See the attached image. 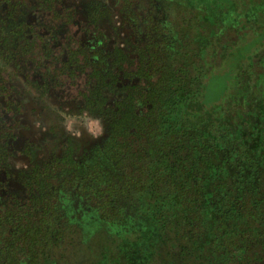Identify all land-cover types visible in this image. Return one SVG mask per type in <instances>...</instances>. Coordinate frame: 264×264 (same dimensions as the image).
Masks as SVG:
<instances>
[{
    "label": "trees",
    "instance_id": "obj_1",
    "mask_svg": "<svg viewBox=\"0 0 264 264\" xmlns=\"http://www.w3.org/2000/svg\"><path fill=\"white\" fill-rule=\"evenodd\" d=\"M121 1L145 26L134 72L144 83L110 106L103 91L117 72H99L83 46L56 54L29 22L33 6L54 15L61 0H0V264H59L82 230L79 197L117 250L99 252V264H139L148 243L166 264H264V74L246 79L252 97L243 100L222 72L233 49L241 66L264 28L248 43L227 36L239 24L214 12L223 0ZM81 77L77 103L53 107L63 122L101 118L106 139L75 151L68 137L37 158L34 134L19 143L32 129L26 102L50 108L46 94ZM216 86L221 95L208 101ZM11 180L22 188L10 190Z\"/></svg>",
    "mask_w": 264,
    "mask_h": 264
},
{
    "label": "rangeland",
    "instance_id": "obj_2",
    "mask_svg": "<svg viewBox=\"0 0 264 264\" xmlns=\"http://www.w3.org/2000/svg\"><path fill=\"white\" fill-rule=\"evenodd\" d=\"M223 1L226 2L222 8H217L214 12L217 10L216 12L225 22L239 24L235 30L227 27V36L236 37L239 34L243 38L242 42H250L254 34L264 28V0ZM56 13L53 15L49 11L33 6L29 13L31 16L29 22L40 27L42 32L50 36L52 48L56 54L64 57L69 52V48L79 43L80 46L89 47L99 72L108 70H111L113 74L117 72L114 74L115 79L112 78L111 85L103 91L110 106L123 100L126 93L132 94L139 90L140 80L134 72L139 64V48L145 40L143 35L146 30L143 23H135L133 19L131 20L123 8L121 0H61ZM231 29L234 31L230 33ZM76 38H79V41ZM249 47L250 45L248 53L246 52L248 49L244 50L245 46L240 50L243 56L246 53L248 55L247 58L242 59L241 66H236L235 61L232 64L235 58L233 55L238 52L233 49L230 63L222 67V72L225 70L226 86L228 83L234 88V99L242 97L244 100L252 97L246 79L251 76V73L255 76L264 74V40L258 46L251 45ZM224 51H229V49ZM117 56L123 57L121 62L116 59ZM250 61H252V65L248 64ZM222 62L219 60L216 65L221 66ZM208 65L210 66V63ZM107 81L110 82V79L108 78ZM236 85L238 87L235 89ZM85 86L86 78L84 77L76 79L75 83L68 79L58 92L53 90L47 93V103L52 105L53 111L60 105L68 108L71 104L77 103L76 88ZM221 92L219 86L209 89L208 97H210L207 100H215L221 95ZM40 103V101L32 99L26 102L28 109L23 116L24 124L29 123L32 129L22 131L19 143L24 142L28 133L34 134L30 140V147L35 156L41 159L48 154V151L54 149L56 143L53 141L61 139V136L57 132L45 133L49 127L53 126L51 120L54 119V114L43 113ZM31 106L35 107L33 111H29ZM136 109L138 113H143L146 106L142 101L137 102ZM54 112L56 115L61 113L58 109ZM64 124L66 132L73 137L74 142L78 143L77 148L80 150L87 143H102L107 136L106 123L101 118H94L88 114L81 118H67ZM16 162L21 164L22 160L18 158ZM12 188L17 187L13 186ZM74 200L77 202L80 200L81 205L86 203L81 197ZM80 204H74V207H78L74 214L81 223V233L79 237L77 236L75 243L64 246V255L59 260V264H99V252L105 251L110 255L112 251L114 253L117 251L112 244L108 246L106 244L112 238L107 225H102L97 219L96 213L86 211L87 209L80 207ZM142 222L146 223L145 220ZM127 247L131 254L137 250L131 246ZM156 249L157 247L149 245V243L144 245L140 249L139 264H166L160 259L169 261L168 256L165 257L164 251L160 252V256L157 255Z\"/></svg>",
    "mask_w": 264,
    "mask_h": 264
},
{
    "label": "flooded vegetation",
    "instance_id": "obj_3",
    "mask_svg": "<svg viewBox=\"0 0 264 264\" xmlns=\"http://www.w3.org/2000/svg\"><path fill=\"white\" fill-rule=\"evenodd\" d=\"M132 20V19H131ZM136 23V22H135ZM143 37H145V32H144V35H143ZM76 40L77 41H79V38H76ZM76 43V42H75ZM76 45H78V46H80L79 45V43H76L75 44V46H73V47H71V48H75L76 47ZM81 48H83L82 46H80ZM71 48H69V51H70V49ZM87 50H88V53L90 54V51H89V47H85ZM92 55V54H91ZM51 91H53V90H51ZM50 91V92H51ZM58 92V91H57ZM126 94H128V93H126ZM47 95V94H46ZM50 98H51V96H50ZM29 101V100H28ZM27 101V102H28ZM71 105H73V104H71ZM41 110H42V112L43 113H47V114H54V119H52L51 120V123L53 124V126H51V127H49L46 131H45V133H51V132H57L60 136H61V139H58V140H55V141H53V143L55 142L56 144H62V143H65L66 141H67V139H68V137L70 138V142L71 143H73V144H76L75 145V150H76V148H77V146H78V143H76V142H74L73 141V137L68 133V132H66V129H65V124H64V122L60 119V117H58L60 114H57L56 115V112H54V111H57V109H55L54 111L51 109V107L49 108H44V107H42V105H41ZM29 111H31V107H30V109H29ZM58 142V143H57ZM24 143V142H23ZM55 144V145H56ZM96 143H92V144H89V143H87L85 146H84V148H86V147H90V146H93V145H95ZM84 148L82 147V150H84ZM49 152V151H48ZM34 153V152H33ZM7 186L10 188V190H20L22 187H21V185L19 184L18 185V182H16V181H14L13 182V180H11L8 184H7ZM13 186H15V187H17V188H12Z\"/></svg>",
    "mask_w": 264,
    "mask_h": 264
}]
</instances>
